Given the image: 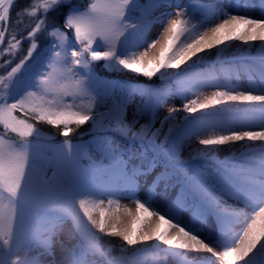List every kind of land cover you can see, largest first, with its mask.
Returning <instances> with one entry per match:
<instances>
[{"label": "snow or ice", "instance_id": "obj_1", "mask_svg": "<svg viewBox=\"0 0 264 264\" xmlns=\"http://www.w3.org/2000/svg\"><path fill=\"white\" fill-rule=\"evenodd\" d=\"M16 4L0 0V70H6L0 71V264H42V255L58 264L53 238L69 220L74 232L69 238L76 240L62 256L69 264H143L135 246L150 242L171 257L195 254L193 264H264V18L246 14L257 7L264 14V0ZM162 8L173 11L157 15ZM156 25L164 26L149 39ZM234 44L233 59L258 58L259 72L245 66L246 87H225L201 100L191 85L215 72L196 71L207 58L203 54L215 49L222 60ZM101 61L106 71L149 81L158 77L161 83L121 86L111 107L101 111L106 82L94 67ZM233 70L239 79L240 67L220 69ZM107 87L115 91L117 85ZM82 98L88 105L78 103ZM169 98H180L182 107L169 108L156 127L157 113ZM229 102L248 107L221 112L258 114L260 123L221 124L219 133L201 136L218 127L210 119L217 114L204 110ZM180 112L186 114L182 120ZM88 123V134L105 130L113 135L83 141L85 133H80L79 142L69 139ZM40 124L65 139L54 142ZM194 139L202 147L182 158V147ZM240 142L245 143L238 150L239 163L229 162L237 150L218 159L222 146ZM208 161L216 162L214 170L205 167ZM173 190L176 195L169 199ZM122 199L135 204L134 213L121 209ZM222 200L226 210L220 208ZM104 237L122 243L105 245ZM37 247L43 251L37 254ZM117 251L120 255L113 256Z\"/></svg>", "mask_w": 264, "mask_h": 264}, {"label": "bare ground", "instance_id": "obj_2", "mask_svg": "<svg viewBox=\"0 0 264 264\" xmlns=\"http://www.w3.org/2000/svg\"><path fill=\"white\" fill-rule=\"evenodd\" d=\"M228 10L234 11V9H232V8H229ZM241 14H245V13L243 11H241ZM246 14L253 16L254 18H264V14L261 13V11L258 7L255 8L254 10L247 12ZM235 51H236V46L234 44L233 47L229 48L224 53L225 58L222 60L217 58L215 49L212 50L211 55H209L207 53L203 54L207 58L204 60L203 63H200L199 65H197L196 70L199 68V69H202V71H198V72L208 73V72L213 71V69H215L214 75L208 81H206L204 83H195L192 86H194V87L205 86L206 90H208V92L206 91V93L209 94V96L212 94L213 91H216V89L217 90H224L225 87H230L232 89H236L241 85L246 87L248 85V76L245 72V66L250 68V70L253 73H258L260 70V61L258 58L254 59V60L248 59V58L233 59V54L235 53ZM253 56H255V52H253ZM193 59H195V58H193ZM222 65L226 69L229 65H231L233 69H235L236 67H240L241 71H240L239 79H237L234 70L233 71H220ZM183 67L184 66H182V68L179 71H182ZM256 78L258 80V76ZM231 83H233V84H231ZM217 85H219L220 87L217 88ZM224 107H230L233 109H246L248 106L244 105V104H239L236 102H229L227 105H218V106H215L214 108L212 107V108H209L208 110H204L205 113L217 114V115H215V117L212 116L210 119H211V122L216 123L218 125V127L216 129L211 128V131L205 132V135H204V133H202L203 134L202 136L212 135L214 132L219 131V125H221V124L226 125L228 127L239 128L242 126V124H259L260 123V120L258 118V114L249 113L247 111H233V112L223 113L220 110ZM201 114L202 113L198 112L195 115L198 116ZM223 134H228V133L225 131ZM242 143H245V142L230 143L228 145L222 146L220 151L217 153L218 159L224 160L225 157L232 155L230 150H237V155L235 157H233L232 160L229 162L230 163H233V162L239 163L240 160H239V151L238 150L240 149ZM256 143H259V142H256ZM186 151H187L186 148H184L183 150H181V154H184ZM192 152H194V150ZM188 158H189V155L185 159H188ZM207 163H209V166L211 169L214 170L216 168V162L215 161H208ZM175 195H176V191H175L174 195H172L171 197L169 196V199L173 198ZM224 199L227 200L228 204L234 203V201L231 198H229L226 194L224 196ZM123 203H125V206L127 208H130L133 211V213L135 212V210H133L131 208V206L129 205L132 202H130L128 199H122L121 203H120V207L122 210L125 207L123 205ZM122 205L124 207H122ZM220 208L222 210H226L223 200L220 203ZM121 216L124 220V223L127 224L129 218L124 216L123 212H121ZM121 226H124V225H121ZM70 234H72L74 236V234L70 230V228H68L64 225L63 229L58 230L57 235L53 238V251L56 254V260H57L58 264H69V262L66 258L62 260V256L64 255L66 250L70 249L72 247V245L76 242L75 239L69 238ZM38 239H43V236L38 234ZM103 239H104L105 245H107L110 241L114 242L116 244L122 243V241H120L119 238L104 237ZM153 243L154 242H150L149 245H137V246H135L136 250L139 252V259L142 262H144L145 264H149V263L175 264V263L179 262V260H181V264H193V257L195 256V254H189L186 259L171 257V256L164 254L163 252H159V251L155 250L151 246V244H153ZM68 247H70V248H68ZM161 247H163V246H161ZM42 251H43L42 248L37 247V249H36L37 254L42 252ZM40 260H41L42 264H50L51 257L48 255H42V256H40Z\"/></svg>", "mask_w": 264, "mask_h": 264}, {"label": "rangeland", "instance_id": "obj_3", "mask_svg": "<svg viewBox=\"0 0 264 264\" xmlns=\"http://www.w3.org/2000/svg\"><path fill=\"white\" fill-rule=\"evenodd\" d=\"M181 2L186 3L187 0H181ZM169 11H173V9L162 8V9H159V10L157 11L156 14H157V15H160L161 12H169ZM163 26H164V25H156V26L151 30V32H150V34H149V39H154L155 37H157V36L160 34L161 29H162ZM27 46H28V45H27ZM103 63H104V62L101 61V62H97V63H95V65H94L96 73H97L100 77L104 78V81L106 82L105 84H103V85L101 86V91H102V93H103V95H104V97H105V99H104V101H103V105H104V106L101 108V111L106 112L107 109H108L109 107H111L112 98H113L114 96H117V95H120V94H121V92H120V87H121V86H123L125 89H135V88H144V87H148L147 84H146L147 86H145V85H143V84H140V83L134 82V81H132V80H131V81L129 80V81H126V82H125V80H119V79H121V78H119V77H118V79H116V80H113V78H108L106 75L110 74V72L105 70V68H104V66H103ZM179 70H180V69H178V70H174V71H179ZM0 71H4V70H0ZM196 71H197V72H198V71H202V69H199V68H198ZM104 75H105V76H104ZM154 78H155V77H154ZM154 78H153V79H154ZM153 79H152V82H153ZM155 79H157V80H155L156 82H159L158 84L161 83V81L159 80L158 77L155 78ZM109 83H110V84L117 85L115 91H111L110 89H108L107 85H108ZM167 84H168L169 86H172V85H174V81H172V80H168V81H167ZM191 87L193 88V91H195L197 88L199 89V91H200V93H201V95H200L199 98H200L201 100H203L205 97H208V96H209V94L206 93V91L208 92V90H206V87H205V86H197V87H194V86L191 85ZM216 90H217V89H216ZM213 92H214V91H213ZM213 92H212V93H213ZM189 95L191 96V93H189ZM191 98H196V97H195V96H192ZM139 99H140L139 96H136V97H135V101H136V102H139ZM78 103L84 104V105L86 106V105H88L89 100H88V98H82L81 100L78 101ZM173 106H176V107H178V108H179V107H182L181 99H180V98H169V99H168L166 106L163 107V108H161V109L158 111V113H157L156 127H159V126H160V120L163 119V117H165V116L168 115V109L171 108V107H173ZM133 108H134V105H132V106H130V107L128 108V115H127V119H128V120H131ZM213 108H214V107H213ZM206 110H208V109H206ZM177 115H178V116L180 117V119L182 120L183 117H184L186 114L183 113V112H180V113H178ZM196 116H197V115H196ZM198 116H200V115H198ZM211 117H212V116H211ZM213 117H215V115H213ZM146 119H147V117H145L144 119H142V120H141V123H144ZM98 120H100V121L102 122V124L105 125V126H106L107 123H108L107 120H104L102 117H98ZM40 125H42V124H40ZM43 125H45V124H43ZM38 127L41 129L42 133H44L46 136L50 135L52 138H54V142L59 143V142L63 141V139L60 140V139L57 138L54 134H52V132H50V130H49V131H46L45 129H42L39 125H38ZM86 127H87V128L89 129V131H90L91 124L88 123ZM89 131H88V133H89ZM103 131H105V130L95 131V132L92 133V134H88V133H87V135L85 134V135L83 136V141H91V140L93 139V136H95L96 138H102V137H104L105 135H108V134H106V133H102ZM165 131H167V128H165ZM210 131H211V128H208V129L203 130V131L201 132V136L203 135L202 133H204V135H205V132H210ZM105 132H106V131H105ZM216 133H219V131H217ZM88 135H91V137H88ZM76 136H77V140H74V141H73L74 143L79 142V139H78V138H79V134H77ZM208 136H210V135H208ZM204 137H207V136H204ZM199 147L201 148L202 146L199 145V143H198V139H194V140H192V141L190 142V144H186V145H184V146L182 147L181 150H183L184 148H186L187 151H186L184 154H181L182 158L185 159V158L189 155V153H191L193 150H195V149H197V148H199ZM90 154H91L94 158H98V153H97V152L93 151V152H91ZM83 163H84L85 165H87L88 160L85 159V160L83 161ZM205 167H209V168H210L209 163H206V164H205ZM174 193H175V190L171 191V192L169 193V196L171 197L172 195H174ZM123 205L125 206V203H123ZM123 205H122V207H124ZM129 205L131 206V208H132L133 210H135V204H134V203H130ZM125 207H126V206H125ZM125 207H124V208H125ZM37 226H39V225H37ZM65 226L68 227V228H70V230L73 232L72 223H71L70 220L67 221V222L65 223ZM73 234H74V232H73ZM68 248H70V247H68ZM112 255H113V256H119L120 253L117 251V252L112 253ZM179 262H180V263H179ZM179 262H177V263H175V264H181V260H179ZM143 264H145V263L143 262ZM149 264H155V263H149Z\"/></svg>", "mask_w": 264, "mask_h": 264}, {"label": "trees", "instance_id": "obj_4", "mask_svg": "<svg viewBox=\"0 0 264 264\" xmlns=\"http://www.w3.org/2000/svg\"><path fill=\"white\" fill-rule=\"evenodd\" d=\"M86 2H87V0H86ZM28 3V0H17V4H16V7L17 8H22V7H24L26 4ZM73 3L75 4V3H77V0H73ZM81 7H83V5H81ZM61 12H65V11H67V6H65L64 8H62L61 10H60ZM13 18H15V12L13 13ZM50 19H52V17H50ZM41 44H44L45 43V41L42 39L41 41H39ZM23 47L26 49L27 48V44H24L23 45ZM5 58H7V57H5ZM4 71H6V70H4ZM110 72V74H108V75H106L108 78H113V80H116V79H118V77L119 78H121V79H119V80H125V82L126 81H134V82H137V83H140V84H143V85H145V86H151V85H156V86H159L160 84H158L159 82H156L155 80H157V79H155V78H157V77H155L154 79H153V82H152V80H147L145 77H143V76H140V75H134V74H132V73H130V72H125V71H109ZM105 76V75H104ZM147 84V85H146ZM42 129H45L46 131H49L50 130V132H52V134H54L57 138H59L60 140L61 139H65V138H63V137H61V136H59L58 134H57V130L56 129H54V128H52L51 126H48V125H39ZM87 126V124H85V125H83L82 127H80L79 129H77L74 133H72L71 134V136L69 137V139L70 140H72V141H74V140H77V134H80V133H85L86 135H87V133H88V131H89V129L86 127ZM102 133H106V134H108V135H113V133H111V132H105V131H103ZM88 137H91V135H88Z\"/></svg>", "mask_w": 264, "mask_h": 264}]
</instances>
